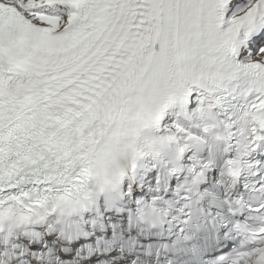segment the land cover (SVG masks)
Returning a JSON list of instances; mask_svg holds the SVG:
<instances>
[{
  "label": "snow or ice",
  "instance_id": "1",
  "mask_svg": "<svg viewBox=\"0 0 264 264\" xmlns=\"http://www.w3.org/2000/svg\"><path fill=\"white\" fill-rule=\"evenodd\" d=\"M0 264H264V0H0Z\"/></svg>",
  "mask_w": 264,
  "mask_h": 264
}]
</instances>
